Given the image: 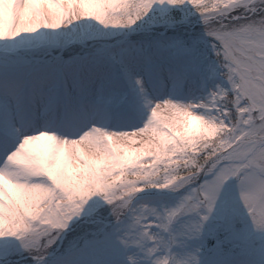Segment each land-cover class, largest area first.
<instances>
[{"label":"snow or ice","instance_id":"obj_1","mask_svg":"<svg viewBox=\"0 0 264 264\" xmlns=\"http://www.w3.org/2000/svg\"><path fill=\"white\" fill-rule=\"evenodd\" d=\"M0 264H264V0H0Z\"/></svg>","mask_w":264,"mask_h":264}]
</instances>
